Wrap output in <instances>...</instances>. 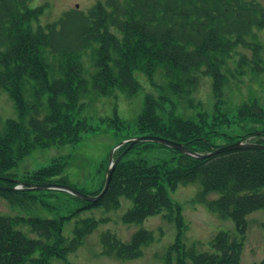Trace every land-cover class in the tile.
<instances>
[{"label":"trees","instance_id":"1","mask_svg":"<svg viewBox=\"0 0 264 264\" xmlns=\"http://www.w3.org/2000/svg\"><path fill=\"white\" fill-rule=\"evenodd\" d=\"M33 1L0 0V92L10 94L19 113V119L8 120L0 134V185L60 183L90 195L99 194L108 162L105 165L103 161L94 171L103 177L90 188L83 183L89 179L72 184L66 174L71 160L64 157L54 158L50 165L24 178H18L14 170L35 150L75 147L85 135L113 127L118 138L113 147L143 135L163 136L196 152H211L219 147L214 139L223 137L220 128L227 123L225 104L220 101L227 79L223 68L239 47H252L247 38L255 35L254 30L264 29V3L105 0L88 13L74 9L52 24L34 28L33 17L40 15L45 6L36 7ZM89 48L93 61L87 68L80 56ZM255 48L259 51L260 46ZM158 68L164 71L169 91L147 94L136 122L127 123L115 115L102 119L101 123H106L102 127L101 123L94 125L86 115V107L94 105L96 98L118 93L126 98L137 95L142 86L137 72L152 79ZM201 75L213 78V92L219 102L212 117L189 109L185 116L182 101L197 90ZM190 106L194 109V105ZM239 113L263 124V129L248 132L244 139L259 135L261 141L257 142L264 143L263 109L244 104ZM127 147L128 144L121 147L116 157ZM156 148L170 149L172 157L149 162L148 155ZM194 183L202 188L199 197L219 195L205 202L211 211L245 227L248 214L264 211V151L246 148L197 159L161 144L141 142L125 154L107 194L95 203L56 190H0V196L13 209L45 210L53 215L0 216V264H49L54 257L65 258L96 226L97 220L82 219L75 237L68 239L63 233L64 225L81 211L117 208L125 197L134 205L123 220L141 224L150 216L174 211L169 189ZM20 224H28L37 237L19 230ZM153 239L150 231L141 230L129 243L111 233L104 234L102 242L108 254L134 259ZM242 245L229 233H221L213 243V252L183 249L182 253L184 258L192 259V264H240Z\"/></svg>","mask_w":264,"mask_h":264},{"label":"rangeland","instance_id":"2","mask_svg":"<svg viewBox=\"0 0 264 264\" xmlns=\"http://www.w3.org/2000/svg\"><path fill=\"white\" fill-rule=\"evenodd\" d=\"M105 0H36V7L45 6L40 15L33 17L32 26H47L58 21L63 15L77 9L84 13L99 2ZM264 3V0H258ZM255 35L249 36V46L239 47L237 52L227 59L223 72L227 79L223 86V94L220 97L224 110L227 111V123L221 128L223 137L214 139L218 146L231 143V137L244 136L253 126L263 129V124L254 123L250 118L242 117L239 108L243 104L257 105L264 112V29L254 30ZM260 50L256 51L255 46ZM81 61L90 68L93 61V51L87 49L80 56ZM163 70L158 68L150 79L146 74L137 72V79L141 83L140 92L130 98L121 93L118 96L101 97L94 100V105L86 107V115L91 118L94 125H99L102 119L112 118L118 115L120 119L136 122L145 106L147 94H158L160 91H169L167 81L163 77ZM162 87V89H160ZM214 80L207 75L200 76L199 86L192 96L182 101L183 114L208 113L209 117L214 114L216 104L219 102L213 92ZM32 100V99H31ZM194 105V109L190 104ZM202 105V108H198ZM222 105V106H223ZM198 108V109H197ZM192 115V114H191ZM19 113L14 101L6 91L0 92V134L6 128L8 120H18ZM229 120V122H228ZM102 127L106 123H101ZM115 128L104 129L96 133L85 135L82 142L71 148L38 149L27 155L14 170L18 178H24L33 174L40 168L50 165L54 158L64 157L71 160V166L66 174L72 184L77 185L85 181L88 188L97 186L103 175L94 171L101 166L102 162L109 164L108 157L112 147L118 138L114 133ZM227 137V138H225ZM257 137V136H255ZM258 138H249L248 142ZM141 143V142H139ZM138 144V143H136ZM170 149L156 148L148 155L149 162H159L172 157ZM117 154V152L115 151ZM95 180V183L92 181ZM199 183L179 186L176 190L169 189V195L175 203L174 211L163 212L150 216L141 224L125 223L124 215L133 207V201L125 197L121 198V205L117 208L95 207L81 211L76 217L68 220L63 229L68 239L75 237V229L82 219L97 220L95 228L84 235L81 243L72 249L65 258L54 257L49 264H192V259L185 257L183 249L197 253L213 252V243L221 233H229L231 239L240 240L242 252L240 264H260L264 262V211L262 209L251 212L246 216V226L241 228L231 217H220L211 211L207 200L218 199V194H210L207 199L199 197L201 193ZM55 202V200L50 199ZM178 206L179 209L178 210ZM27 209H30L28 207ZM40 214L43 217L53 215L45 210L13 209L9 201L0 196V216L31 217ZM180 219V223L179 220ZM18 229L29 237L36 238L28 224H20ZM141 230L150 231L154 239L143 245L142 253L134 259L120 258L116 254H108L105 251L102 237L106 233L115 235L125 243L132 241L134 235ZM36 257L39 254L35 255ZM185 262L182 263V260ZM26 264H33L32 261Z\"/></svg>","mask_w":264,"mask_h":264},{"label":"water","instance_id":"3","mask_svg":"<svg viewBox=\"0 0 264 264\" xmlns=\"http://www.w3.org/2000/svg\"><path fill=\"white\" fill-rule=\"evenodd\" d=\"M143 141H150V142H157L160 143L162 145H166L172 148H175L179 151H181L182 153L188 154L190 156L196 157V158H209L212 157L214 155H217L219 153H223V152H229V151H233V150H237V149H242V148H255V149H261L264 150V145L262 144H254V143H235V144H231L228 146H224L221 148H217L215 151L211 152V153H207V154H202V153H198V152H194L190 149H188L187 147H185L183 144L177 143L173 140L164 138V137H159V136H141V137H137L131 140V143L129 145V147L127 148V150L119 157L117 158L114 162H113V154H111V164L108 170V174H107V178H106V183L104 186L103 191L97 195V196H90L87 194H84L70 186H66V185H61V184H41V185H34V184H28V183H24V187H12V188H7V187H2L0 186L1 189H7L10 191H16V190H33V189H58V190H64L68 193H71L83 200L86 201H90V202H96L97 200H99L100 198H102L107 191L109 190L110 184H111V180H112V176L114 173V170L117 166V164L119 163V161L121 160V158L123 157V155L136 143L139 142H143ZM127 141H124L120 144L124 145L125 143H127ZM119 147V146H118Z\"/></svg>","mask_w":264,"mask_h":264}]
</instances>
